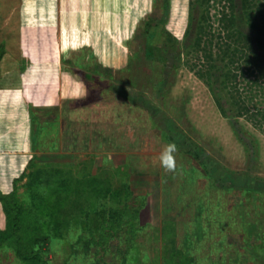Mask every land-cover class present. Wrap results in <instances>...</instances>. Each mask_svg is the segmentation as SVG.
Wrapping results in <instances>:
<instances>
[{
  "label": "rangeland",
  "instance_id": "1",
  "mask_svg": "<svg viewBox=\"0 0 264 264\" xmlns=\"http://www.w3.org/2000/svg\"><path fill=\"white\" fill-rule=\"evenodd\" d=\"M235 1L234 31L248 45L232 62L217 50L225 41L238 48L220 19L229 12L223 0H207L193 13L189 0H115L114 14L99 17L104 34L56 38L54 64L28 70L18 53L0 62V194L28 204L30 176L49 166L86 186L97 178L102 189L98 197L87 194L86 224L76 207L84 197L64 205L67 220L40 248L47 264H264V124L257 115L264 113V28L251 30ZM248 1L264 26V0ZM1 24L4 46L16 22ZM146 29L151 56L144 59ZM89 61L110 70H100L109 84L100 97L101 88L81 76ZM50 96L46 106L41 99ZM42 120L53 128L36 138ZM166 128L178 147L172 172L158 159L169 143L161 137ZM123 206L139 209L134 235L124 215L102 222ZM6 223L0 204V232ZM30 236L27 228L24 238ZM4 239L0 264H26Z\"/></svg>",
  "mask_w": 264,
  "mask_h": 264
},
{
  "label": "trees",
  "instance_id": "2",
  "mask_svg": "<svg viewBox=\"0 0 264 264\" xmlns=\"http://www.w3.org/2000/svg\"><path fill=\"white\" fill-rule=\"evenodd\" d=\"M223 1L224 3H226V9H228L229 12L227 18L221 12L220 19L222 20V22H224L223 27L228 32L227 36H229V38L233 40L232 42L234 43L235 47L238 48L229 47L228 45H226L227 41H225L224 45L222 44V46H217V50L221 52L223 59L227 58L230 60V62H232L231 60L234 56L233 53H236L238 51L243 52V50L247 48L248 44L244 37H241L239 33L234 31L235 22L232 9L236 6V1ZM239 1L241 9L240 11H242L246 20H249L246 21L247 25L251 30H258V33H260L262 31L260 29L264 28L262 14H256L258 10H255V12L251 13L249 7L251 3H249L248 0ZM204 5H207V0H189V13H193V9H195V7H202ZM224 18H226V20ZM191 24L192 22L189 23V26ZM144 34L146 37L143 40L144 46L142 53L143 58L146 59L147 57L151 56V51L148 48L149 38L147 35V29L144 30ZM240 37L242 39H240ZM199 44L200 43L198 39L196 42V46L198 47ZM237 45H239L240 47ZM4 52V46L0 44V59L2 58ZM229 53L232 54L229 55ZM87 65L88 66L84 69V73L81 74L83 79L86 82H94L101 88V91L99 90L97 92V97H100L101 93L107 94V87L104 88V86H109V84L102 82V73L100 72V70H102V72L106 71L108 73L110 71L108 67L102 66L100 64H92L91 61H89ZM70 72L72 73L73 70H71ZM106 76L107 78L109 77V75ZM35 113H37L36 110L30 111V114L32 116H35ZM257 115L264 124V113L258 112ZM42 121L43 122H41L39 127V135H37L36 133V138H38V136L40 138L45 136L46 133H49V131H51L53 128L52 126L54 123L52 120ZM161 137L164 141H167L169 143L172 142L170 138V128L164 129L162 131ZM190 154L193 156L192 160L195 166L198 168V171L202 172L205 176H209L211 172L208 168V165H206L200 158V156L194 153V151L191 150ZM68 172L69 171H64L61 169H54L50 166L35 170L30 176V192L28 197L31 200L28 204H25L23 199L22 201H18L16 196L11 193L7 196H2L0 194V204L7 218L6 230L0 232V238L5 237L4 240L7 241L8 247L13 250L15 257L23 263L47 264V259L44 258L46 249H41L46 245V243L48 244L52 242V239L55 238L57 232H59L57 231L59 230L57 229V227L59 228L61 226V222H64V220L66 219V215L68 212L64 210V205H67V203L70 202L78 204L76 202L77 199L75 198L78 194L80 195V197H84L82 200L84 201V204L82 202L80 203L84 206V209L81 208L80 204L76 207L80 212H82V214H84L82 222L86 224L87 213L88 210H90L91 206V204L88 202L89 199L87 194L93 193L96 195V197H98L102 193L101 187L99 188L97 186V178H90L87 181L88 184L86 186V184L84 185V181L78 183L77 181L70 180L71 173ZM64 174L69 175V177H65ZM87 187H91L93 190L87 192ZM46 191L48 192V194L46 193ZM71 191H73L74 194H72ZM103 192H105L106 194V189H104ZM54 194H56V197H54ZM138 211L139 209H135L131 213H128V211H126L123 206L122 210L112 213V217L108 216L107 218L103 219L102 222L105 224H107V222L108 224H114L119 220L120 216L124 215L128 220H125V223H127V226L129 227L127 232L134 235V232L139 230L138 227L135 226V223L137 222L136 220ZM42 217H48V226L46 228L42 227ZM65 223H67V221ZM27 228H29L31 236L25 239L24 234Z\"/></svg>",
  "mask_w": 264,
  "mask_h": 264
},
{
  "label": "crops",
  "instance_id": "3",
  "mask_svg": "<svg viewBox=\"0 0 264 264\" xmlns=\"http://www.w3.org/2000/svg\"><path fill=\"white\" fill-rule=\"evenodd\" d=\"M7 5L11 6L7 8ZM115 6L118 7L115 0H0L1 27L4 28L9 22H16L14 38L10 37L5 41V52L0 62L10 63L18 53L20 57L17 59L26 58L28 61V70L44 68V63L54 64L58 58L55 53H59L57 37H65L76 30L88 32L94 29L93 31H102L104 34L98 23L99 17L104 13L114 14ZM90 22H94L95 27ZM30 76L36 77V72ZM47 76L48 73L43 78ZM50 98L52 96L43 97L41 101L51 100Z\"/></svg>",
  "mask_w": 264,
  "mask_h": 264
},
{
  "label": "clouds",
  "instance_id": "4",
  "mask_svg": "<svg viewBox=\"0 0 264 264\" xmlns=\"http://www.w3.org/2000/svg\"><path fill=\"white\" fill-rule=\"evenodd\" d=\"M178 152V147L175 142H170L166 144L160 153L158 159L161 167L166 172H172L176 169V153Z\"/></svg>",
  "mask_w": 264,
  "mask_h": 264
}]
</instances>
